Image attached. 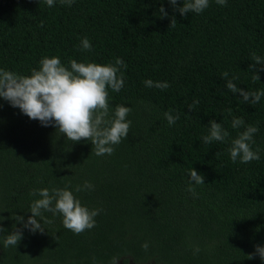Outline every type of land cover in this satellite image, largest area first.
<instances>
[{"label": "trees", "instance_id": "trees-1", "mask_svg": "<svg viewBox=\"0 0 264 264\" xmlns=\"http://www.w3.org/2000/svg\"><path fill=\"white\" fill-rule=\"evenodd\" d=\"M84 38L91 51L81 50ZM253 53L264 59V0H210L202 13L185 16L169 0H75L70 7L0 0V69L27 76L43 57L58 56L65 66L120 58L125 84L108 89L109 103L132 109L128 137L112 155L97 156L91 142L73 143L0 98V264H111L117 256V264H264L247 257L264 246V96L244 103L222 77L264 90V71L254 80L249 70ZM148 79L170 87H145ZM165 112L180 119L169 126ZM233 118L258 127V161L230 160L231 141L244 131L231 127ZM210 120L229 132L225 142L203 143ZM191 168L204 176L196 196L186 190ZM85 181L94 190L75 192ZM66 187L82 205L101 209L94 228L76 235L61 215L44 212L51 221L42 222L44 232L24 229L16 248L3 247V237L21 227L16 215L31 216L39 197L30 192Z\"/></svg>", "mask_w": 264, "mask_h": 264}, {"label": "clouds", "instance_id": "clouds-1", "mask_svg": "<svg viewBox=\"0 0 264 264\" xmlns=\"http://www.w3.org/2000/svg\"><path fill=\"white\" fill-rule=\"evenodd\" d=\"M74 2L75 0H60L61 4H67L69 7ZM215 2L220 6L227 5V0H215ZM45 3L52 7L54 0H45ZM169 3L181 16H185L188 13H202L209 7L210 0H183L181 7L177 6L178 0H169ZM158 12L161 18L168 16L163 6L158 9ZM175 25L176 19L172 17L169 27H175ZM81 50H92V45L87 38L82 39ZM251 60L249 70L253 73V79L260 80L259 72L264 71V59L253 53ZM39 64V69H33L27 76L0 69V98L7 101L13 108H18L29 119L38 120L42 126L56 127L73 143L81 140L91 142L97 156L112 155L115 151L114 146L128 137L131 125V121L127 119L132 111L131 107L116 105L111 108L109 103L108 89L119 92L124 87L122 68L127 67L124 61L116 58L114 64L101 65L94 62H77L73 59L69 62L70 66H65L58 56H53L43 57ZM228 76V72L222 74L227 81L225 86L232 94L238 93L244 103L256 105L260 102L261 97L264 96V90L241 89L233 82L237 78L228 79ZM144 84L145 87L161 90L170 87L167 82H153L151 79L145 80ZM187 107L192 110L193 105ZM227 111L231 114V109ZM164 116L169 126L180 119L179 114L174 116L171 112H165ZM231 127L233 129L244 127V131L239 132L231 141L228 149L230 160L233 163L239 160L242 164L258 161L260 149L252 148L255 143L254 135L259 131L258 127L245 126L242 118H233ZM228 137L229 132L222 127L221 123L210 120L208 134L202 137V141L204 144H211L214 141L223 143ZM187 175L186 190L196 196L195 186L205 184L204 176L194 168L189 169ZM91 190H94V185L89 181L75 186L74 189L77 193ZM29 195L39 197L30 204L31 216L25 220L23 216L16 215L14 220L21 227L17 228L14 225L13 231L3 237L5 248L10 246L16 248L23 239L24 229L31 233L44 232L42 222H51L43 216L44 212L51 213L53 216L61 215L63 227L76 235L96 226L94 218L99 215L101 209H89L82 205L74 192L67 187L51 190L34 189ZM4 219L5 217L0 216V221ZM5 231L6 229L0 225V234ZM142 247L147 251L149 246L145 243ZM199 251L200 248L196 247L194 254ZM257 256L264 261V246L255 245L254 252L247 255L249 260ZM119 258L113 257L111 264H117Z\"/></svg>", "mask_w": 264, "mask_h": 264}]
</instances>
